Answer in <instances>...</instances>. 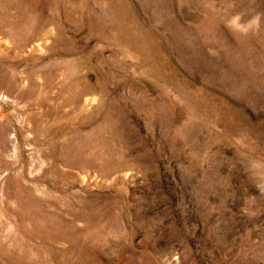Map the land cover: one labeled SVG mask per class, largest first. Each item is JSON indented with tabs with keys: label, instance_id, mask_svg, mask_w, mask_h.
<instances>
[{
	"label": "rangeland",
	"instance_id": "obj_1",
	"mask_svg": "<svg viewBox=\"0 0 264 264\" xmlns=\"http://www.w3.org/2000/svg\"><path fill=\"white\" fill-rule=\"evenodd\" d=\"M0 264H264V0H0Z\"/></svg>",
	"mask_w": 264,
	"mask_h": 264
}]
</instances>
